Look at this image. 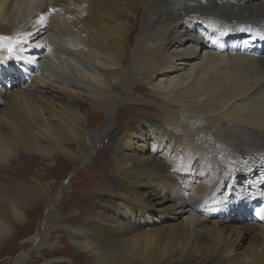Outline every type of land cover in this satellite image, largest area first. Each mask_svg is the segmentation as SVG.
<instances>
[{
  "label": "bare ground",
  "instance_id": "obj_1",
  "mask_svg": "<svg viewBox=\"0 0 264 264\" xmlns=\"http://www.w3.org/2000/svg\"><path fill=\"white\" fill-rule=\"evenodd\" d=\"M17 34L0 50V254L44 214L21 243L35 258L8 264H264L248 216L264 186V0H0V36ZM79 142L83 162L100 144L90 169L115 181L99 170L96 195L115 201L64 218L68 185L52 198L21 182L35 163L18 150L76 168ZM54 231L76 262L42 255Z\"/></svg>",
  "mask_w": 264,
  "mask_h": 264
},
{
  "label": "rangeland",
  "instance_id": "obj_2",
  "mask_svg": "<svg viewBox=\"0 0 264 264\" xmlns=\"http://www.w3.org/2000/svg\"><path fill=\"white\" fill-rule=\"evenodd\" d=\"M10 78L14 80H18V84L21 86H23L22 84L25 83V80H26V79L21 80V78L16 73L12 74ZM5 81H8V79L6 78ZM133 112H135V114L138 116L141 115V117H138V119L136 120V124L140 125V128L142 129L144 134H147V129L149 126L147 124L146 116L142 118L143 111L141 109H138ZM152 122L154 121L150 119V123ZM93 127H97V124H93ZM77 144L76 145L73 144L72 146H69V151L70 153L74 155L75 160L78 164L76 168L72 166V162L70 160L59 159L57 152L53 153L51 160L46 162V161H43L42 158L39 156L38 157L32 156L30 154L23 152L22 150H18L22 156L26 157V159L32 160L35 163L33 167H27L28 169L24 168V170H22L23 177L20 179L21 182L31 183L35 181L40 185H43L44 183L50 184L47 187L48 188L47 190L48 191L50 190L49 192L52 198L57 197V190L59 189L61 184L66 183L65 186L68 185L67 188L64 190V193L61 196L60 201H58V204L55 206V208L59 209L61 214L65 216L64 218H69L70 216H72V214L73 215L80 214L81 211L89 208L91 204H95L100 199L105 198V197L103 198L100 197L98 194H97L98 196L96 195V191L103 188L99 184H96L97 183L96 176H98L99 170L104 173L106 177L105 180L108 183L113 184V182L115 181V178L110 173L109 167L103 168L102 166H98L96 168L97 170L95 171L90 169V166L93 163L95 154L99 151L98 149L100 147L99 146L100 144L99 145L96 144L95 151H93L92 153L88 152L85 155L86 157L88 155V158L85 162H83L82 161L83 159H80V157L82 156V154L86 153V150L80 145V142ZM145 156L154 158L157 161L160 160L159 153H157V150L155 149V146L152 143V141H150L149 143V147L147 148L145 152ZM105 199L108 201L113 200L112 202L115 201L114 198H112L111 196L110 197L107 196ZM150 201L154 203L156 202V199L152 198L150 199ZM43 214H44V210L37 211V213L34 216H33V213L32 214L30 212L28 213L29 221H30L29 225H27V227L25 228H21V229L16 228V230H14L15 233L17 232V235H18L15 245L6 244L5 246L2 247L1 249L2 253L0 254V264H8V260L6 258L9 256L11 257L22 250L32 249L33 251H31V256H32V259L35 258L36 256L35 247L30 246L28 244L27 245L25 244L24 246H22L21 243L24 238H26L29 235H32L35 232V230L39 226V223L41 222ZM240 220L242 221L243 217L240 218ZM120 221H123V223L126 222V220H124V218H121V217H120ZM229 225L237 226L238 223L235 220H232L231 222H229ZM58 236L62 237L61 238L62 242L58 244L57 246L58 248L56 247V250H58V252H52L51 248H46L47 246H45L43 248V251H41L42 255L47 259L49 257L50 258L54 257V255L65 256V257L74 259V261L76 262L77 258L72 256L67 250L68 242H67V239L65 238V233L63 232L60 233V231H54L48 238L49 242L51 243L56 242ZM64 247H66V249Z\"/></svg>",
  "mask_w": 264,
  "mask_h": 264
},
{
  "label": "snow or ice",
  "instance_id": "obj_3",
  "mask_svg": "<svg viewBox=\"0 0 264 264\" xmlns=\"http://www.w3.org/2000/svg\"><path fill=\"white\" fill-rule=\"evenodd\" d=\"M44 17H41L38 21L43 23ZM25 43L23 37L20 34L16 36H0V50L6 51L8 57H12L17 48Z\"/></svg>",
  "mask_w": 264,
  "mask_h": 264
}]
</instances>
